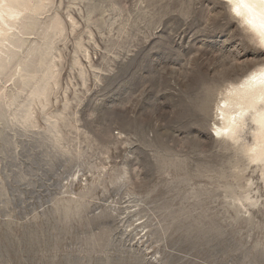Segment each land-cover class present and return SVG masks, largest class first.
<instances>
[{
	"label": "rangeland",
	"instance_id": "1",
	"mask_svg": "<svg viewBox=\"0 0 264 264\" xmlns=\"http://www.w3.org/2000/svg\"><path fill=\"white\" fill-rule=\"evenodd\" d=\"M38 1L0 53V264H264L255 125L215 131L264 66L227 1Z\"/></svg>",
	"mask_w": 264,
	"mask_h": 264
},
{
	"label": "bare ground",
	"instance_id": "2",
	"mask_svg": "<svg viewBox=\"0 0 264 264\" xmlns=\"http://www.w3.org/2000/svg\"><path fill=\"white\" fill-rule=\"evenodd\" d=\"M226 1L234 17L239 18L240 22L246 25L248 31H251L257 37L264 49V28L261 27L264 24V17L261 16L259 11V6L264 3V0ZM249 8L253 9V11L250 12ZM41 12L42 6L38 0H0V53L2 52L4 42L8 40L5 27L12 28L13 25L19 23L21 25L19 28H29L33 26V22L30 20H34V17L41 14ZM2 57L0 54V73L3 70L5 71L8 66H6L8 63H5ZM41 65H44V60L41 62ZM28 66L25 67L28 68ZM24 72L27 83L36 82L38 79L48 82V76L46 78H37L36 73L28 71L25 68ZM46 89L47 87L41 88L38 92L35 91V96L40 97L45 95ZM222 104L223 106L219 107V111L221 112L219 115L222 118L223 124L222 126H216L215 131L218 134L227 135L228 139L238 143L242 139V133L247 127V122L249 120L253 121L255 128L251 129V133L254 135V143L253 146L247 147L246 150L250 152V158L253 162H261L264 165V66L251 73L238 85H234L229 89ZM262 171L264 179V170Z\"/></svg>",
	"mask_w": 264,
	"mask_h": 264
},
{
	"label": "clouds",
	"instance_id": "3",
	"mask_svg": "<svg viewBox=\"0 0 264 264\" xmlns=\"http://www.w3.org/2000/svg\"><path fill=\"white\" fill-rule=\"evenodd\" d=\"M249 11L252 12L253 9L249 8ZM259 11H260L261 16L264 17V3L260 4ZM261 27L264 28V24H262Z\"/></svg>",
	"mask_w": 264,
	"mask_h": 264
}]
</instances>
